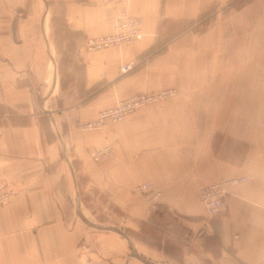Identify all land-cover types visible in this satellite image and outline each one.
<instances>
[{
  "label": "crops",
  "instance_id": "1",
  "mask_svg": "<svg viewBox=\"0 0 264 264\" xmlns=\"http://www.w3.org/2000/svg\"><path fill=\"white\" fill-rule=\"evenodd\" d=\"M43 1L39 18L29 10L36 1L0 0V179L13 191L0 207V264H151L120 232L81 217L79 176L59 134L70 136L66 141L86 171L87 186L98 184L109 207L118 204L131 216L134 226L124 229L149 260L264 259V0H253L200 34L182 27L223 0ZM122 5L143 18L144 39L81 50L88 35L113 30ZM166 25L180 31L166 51L150 53L162 30L168 32ZM245 52L246 74L225 85L233 56ZM130 61L133 68L121 72ZM100 84L105 88L96 96L80 95V88L89 92ZM165 87L181 93L99 133H80V120L118 97ZM48 120L60 147L48 142ZM220 138L235 142V151L221 153ZM115 140L114 157L98 164L88 159V149ZM242 175L249 180L233 186L226 209L209 218L198 198L201 185ZM142 183L163 193L152 210L135 193Z\"/></svg>",
  "mask_w": 264,
  "mask_h": 264
},
{
  "label": "rangeland",
  "instance_id": "2",
  "mask_svg": "<svg viewBox=\"0 0 264 264\" xmlns=\"http://www.w3.org/2000/svg\"><path fill=\"white\" fill-rule=\"evenodd\" d=\"M33 1L38 2V4H35L34 3V5L32 6V8H29V10H31L30 11L31 14H33L34 16L40 18L44 14V10H45V5L46 4H45V2L43 0H33ZM48 1L49 2L51 1L52 2V0H47V2ZM252 1L253 0H223L222 2H218L217 5H215L212 9L208 10L199 19V21L197 23H191L190 25H187L186 27H182V29L185 28L188 31H190V30L191 31H195L194 33H196V34L203 33L210 26H213L217 20L224 21L227 18H229L231 15H235L236 13H240L241 11H243V9L245 8V6H247L248 4H250ZM105 3L120 4V3H122V0H120L119 2L112 1V2H105ZM30 5H32V4L30 3ZM122 6H127V5H122ZM121 7H120V9H121ZM120 9H119V11H120ZM129 12H130V10H129ZM215 14L218 15V18L217 19L214 18ZM132 15H134V14H132ZM134 16H138V15H134ZM207 22H209V23H207ZM173 27L172 26H167V25L165 26V28L168 30V32L165 31V30H162V34L159 37V40H158L157 45L153 49L150 50L151 51L150 53L157 52V51L158 52H160V51H166V49L169 47V43H171V39L173 38V36L175 34H177L178 31H180V30H177L175 28L174 31H176V32L173 33V31H171L173 29ZM142 30L144 32V36H143V38L141 40H143L144 37H145V35H146V33L144 31V20H143ZM233 30L235 31V24H234ZM141 40H138V41H141ZM133 42H137V41H133ZM133 42H131V43H133ZM233 42H235V38L233 39ZM126 44H129V43H126ZM114 47H121V46H114ZM110 48H112V47H110ZM106 49H108V48H106ZM247 54H248V52L247 53L245 52L244 56H239V57L237 55L236 56L235 55L233 56V60L231 61V63L235 67H232L231 68L232 70H226L223 73V79H224L225 85H227V83L235 82V81H233V80H235V78H238V77H240L243 74H246L245 68H246V57H247ZM225 58H226V55H225ZM239 58H240V60H239ZM126 63H128V62H126ZM244 64H245V67H239V66H242ZM133 65H134V63H133ZM132 68H133V66H132ZM236 75H239V76H236ZM241 77L243 78V76H241ZM226 87H232V85L226 86ZM104 88H105V85L100 84V85L96 86L94 89H91L89 92L83 90V88H80L79 91H80V95L81 96H83L87 92V94L89 93V95L91 97V96H96L97 94H99ZM168 88L175 89V93L174 94H170V95H168L166 97H162V98L158 99L157 101H154V102H151V103H156V102H159V101H164L166 99H169V98H172V97H176V96H178L181 93L180 89L177 88V87H165V88H160V89H157V90L168 89ZM157 90H153V91H157ZM144 91L149 92L147 90H144ZM138 92H142V91H138ZM138 92H135V93H138ZM135 93H132V94H135ZM132 94H129V95L124 96V97H118L114 101L113 104H111L109 106H106V107L102 108L101 110H99L97 112V114L93 118H91V119H87L86 118V119L80 120L79 123H78V128L80 129L79 130L80 133H84V134L85 133H89V132H91V133L92 132L93 133H99V131H102L105 127H107L109 125H117V124L125 121L129 116H131L133 113H135L138 109H140V108H142V107H144L146 105L151 104V103H147L144 106L139 107L133 113H131L125 120H123L121 122H117V123H112L111 122V123L106 124L105 126H102V127H99V128H95V129H84L82 127V124H83L84 121H89V120H92V119L98 117L99 113L102 110H104V109H106L108 107H111V106L115 105L120 99H123L125 97H128V96H130ZM47 127L49 128V132H48V135H47L48 142H50V143L51 142H54V144H56L57 147H60L59 146L60 142H59V138H58L57 134L55 132H51V129L52 128H50L51 125H50L49 120L47 121ZM69 138H70V136H67V137L65 136V143H66V146H67V153H68V156H69V160H71V162L73 163V165L75 167V170L77 171V173H76L77 174V177L79 176V180H80V184H81L80 185V187H81L80 192H81V197L83 198V203L81 205H82V207H83V209H84L85 214L87 215V217L89 219L95 221L96 223H101V224H104V225H116V226H120V227H123V228H125L124 227L125 224L133 225L134 226V221H131V216L128 215L127 212L125 210H123L118 204H114L113 203L111 205V207H109L106 204V202L104 201L105 200V198H104V195H105L104 193L105 192L102 190V188L100 186H98V184H95V185L90 184L89 186H87V174L84 173L85 169H84L83 165H80L79 164V162L77 161V160H79V158L77 156H75V153H73V151H72V147L70 146V144H68L69 142H67V141H68ZM66 139H67V141H66ZM222 140H223V138H220L218 140V142H217V145L219 146V148L220 147L223 148L221 150V153H223L224 155H227L231 151H235V142H231L228 138H226V140L224 139L223 142H222ZM107 145H109V146H111L113 148V153L111 155L106 156V157H101L100 160H96L95 157L93 156V152L100 151V150H102ZM118 146H119L118 140H115V141L110 142V143L109 142L108 143H104V144L101 143L100 145L97 144L96 147H92V148L88 149L86 155H87V157H88V159L90 161H92L93 163L98 164V163H101V162H103V161L111 158V157H114L116 155V153H117ZM57 150H58V148H57ZM55 156H56V154H55ZM56 158H60L59 155H57ZM64 161H66L65 158H64ZM64 167H65V175H64V178H65V180L67 182V179L66 178L69 179V172L68 171H70V170H69L67 164H65ZM58 171H60V168H58ZM223 179H225V178H223ZM215 181H217V180H215ZM142 184H144V183H142ZM148 184H150V183H148ZM233 186H235V185H232L230 187V192H231V189H232ZM137 187H138V185L134 189L135 190V193L138 194L139 196H142V195L144 196L145 204H147V206L149 207V209L152 210V209L156 208L158 206V204L161 202V199H162V196H163L162 191L160 189L156 188L152 184H150V188L149 189H146V190H144L142 192H138L137 191ZM158 192H161V195L157 198L158 200H155L156 198H153V195H155ZM73 193H74V190H73ZM206 209H207V207H206ZM207 215H208L209 218H212L209 215V213H208V209H207ZM197 232H198V234L203 233V229L201 228Z\"/></svg>",
  "mask_w": 264,
  "mask_h": 264
},
{
  "label": "built area",
  "instance_id": "3",
  "mask_svg": "<svg viewBox=\"0 0 264 264\" xmlns=\"http://www.w3.org/2000/svg\"><path fill=\"white\" fill-rule=\"evenodd\" d=\"M105 2H119L120 0H104ZM143 19L140 16H134L129 12L128 6H122L119 13L114 18V28L110 32L88 35L85 38L81 50L93 52L100 51L114 46H122L126 43L141 40L144 36L142 30ZM133 62L125 63L121 66L122 72L132 69ZM175 89L168 88L157 91H142L120 99L115 105L102 110L98 117L84 121V129H95L105 126L108 123H117L125 120L131 113L147 103L157 101L162 97L174 94ZM113 153V148L109 145L102 150L93 152L96 160L106 157ZM249 175L235 176L231 178L220 179L205 183L199 190V200L204 203L211 217L221 214L227 206L226 196L230 192L232 185L249 180ZM150 188V184L144 183L137 187L138 192ZM161 195V192L153 195L155 200ZM13 191L8 187L4 179H0V207L11 200ZM237 237V235H236ZM247 264H264V259L253 261Z\"/></svg>",
  "mask_w": 264,
  "mask_h": 264
},
{
  "label": "water",
  "instance_id": "4",
  "mask_svg": "<svg viewBox=\"0 0 264 264\" xmlns=\"http://www.w3.org/2000/svg\"><path fill=\"white\" fill-rule=\"evenodd\" d=\"M50 114H52L50 112ZM52 119L55 123V120L52 116ZM55 127L56 129L58 130V127H57V124L55 123ZM59 137L61 139V142H62V145H63V149L65 151V156L67 158V160L69 161V164L71 165V169L74 173V169L72 167V164H71V161L69 160V156L67 154V146H66V143H65V140L63 138V136L61 134H59ZM75 177V176H74ZM75 187H76V191H77V195H78V208H79V212H80V215L81 217L88 223L94 225V226H97V227H102V228H110V229H113V230H116L118 232H120L124 237H126L129 241V243L131 244L132 248H133V251L135 252V254L140 257L141 259H143L144 261L148 262V263H151V264H159V263H156L154 261H151L149 260L147 257H145L144 255H142L138 250H137V247L134 243V241L131 239V237L127 234L126 230L123 228V227H120V226H116V225H104V224H101V223H96L95 221L89 219L86 215H84L83 211H82V208H81V200H80V191H79V186H78V182L76 180V177H75Z\"/></svg>",
  "mask_w": 264,
  "mask_h": 264
},
{
  "label": "bare ground",
  "instance_id": "5",
  "mask_svg": "<svg viewBox=\"0 0 264 264\" xmlns=\"http://www.w3.org/2000/svg\"><path fill=\"white\" fill-rule=\"evenodd\" d=\"M52 59H53V56H52Z\"/></svg>",
  "mask_w": 264,
  "mask_h": 264
}]
</instances>
